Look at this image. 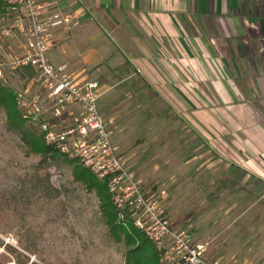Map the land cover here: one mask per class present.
I'll use <instances>...</instances> for the list:
<instances>
[{"label": "crops", "instance_id": "crops-1", "mask_svg": "<svg viewBox=\"0 0 264 264\" xmlns=\"http://www.w3.org/2000/svg\"><path fill=\"white\" fill-rule=\"evenodd\" d=\"M38 1L75 15L71 30L56 31L48 57L67 62L79 82L97 81L99 111L119 113L103 98L115 87L121 96L139 97L137 110L164 98L184 121L171 149L186 159L170 165L171 178L184 188L195 173L211 174V190L200 176L196 186L218 206L206 211L202 228L203 222L175 219L170 204L174 226L186 229L208 258H228L227 264L264 258V0ZM33 73L24 68V87ZM145 107L142 115L158 118L154 107ZM76 109L68 106L54 118L60 126L72 123ZM176 166L182 169L177 179ZM149 189L157 192L155 184ZM236 231L260 232L261 239Z\"/></svg>", "mask_w": 264, "mask_h": 264}, {"label": "rangeland", "instance_id": "rangeland-1", "mask_svg": "<svg viewBox=\"0 0 264 264\" xmlns=\"http://www.w3.org/2000/svg\"><path fill=\"white\" fill-rule=\"evenodd\" d=\"M114 78L116 76L110 77L109 81ZM9 82L5 83L13 90L24 84L19 76H10ZM117 92L119 98L116 100ZM103 98L111 108H119L116 109L119 113L109 114L101 107L100 113L105 114L103 117L110 124L117 153L135 177L138 175L136 179L142 187L154 192L149 188L155 184V193L165 207L173 205L170 212L175 219L185 225L191 221L193 226L203 222L202 228H205V220L209 218L206 211L218 206L215 198L204 195L206 187L211 190L212 175L195 173L193 182L184 188L171 178L170 165L186 159L185 153L175 145L173 149L177 150L171 149L175 139L179 142L183 136L181 125L184 121L174 118L179 114L167 109L164 98L142 103L137 110L133 102L136 103L139 97L135 94L133 97L121 96L119 88L115 87ZM145 104L155 108L158 118L149 119L142 115L146 111ZM176 110L180 112L179 108ZM40 159L39 155L26 151L24 143L7 127L5 116L0 112V264H28L31 261L43 264H124V242L115 241L104 223L96 193L86 191L73 179L74 165L63 157L57 160L47 158L45 162ZM174 170L177 179L182 169L176 166ZM199 176L201 182H205V186L202 185L205 190L196 186ZM47 179L56 191L44 190ZM227 201L221 200L220 204L226 206ZM203 231L207 233V229ZM233 233L249 237L254 242L261 239L260 232L252 233V236L246 231ZM230 234L229 240L232 239ZM219 259L227 261L228 258ZM233 260L264 264V258Z\"/></svg>", "mask_w": 264, "mask_h": 264}, {"label": "built area", "instance_id": "built-area-1", "mask_svg": "<svg viewBox=\"0 0 264 264\" xmlns=\"http://www.w3.org/2000/svg\"><path fill=\"white\" fill-rule=\"evenodd\" d=\"M3 2L0 79L8 83L10 76H19L24 82V68L34 72L26 87L20 84L14 90L22 117L38 127L47 144L106 180L119 218L124 225L129 220L153 243L158 264H227L208 258L201 245L192 244L188 231L174 226L158 195L146 191L126 166L113 145L110 124L98 109L97 81L79 82L67 62L49 59L56 31L71 30L77 24L75 15L38 0ZM68 106H76L75 119L60 126L55 118Z\"/></svg>", "mask_w": 264, "mask_h": 264}, {"label": "trees", "instance_id": "trees-1", "mask_svg": "<svg viewBox=\"0 0 264 264\" xmlns=\"http://www.w3.org/2000/svg\"><path fill=\"white\" fill-rule=\"evenodd\" d=\"M5 3L0 0V12L3 11ZM0 112L5 116L7 127L15 132L24 143L26 151L41 157L45 162L47 158L57 160L63 157L69 164L74 165L72 176L88 192H95L99 199V210L104 223L112 232L115 241H123L126 249L124 251V264H158V258L153 243L129 220L124 225L119 218L117 209L114 207L107 188L106 180L96 178L87 168L76 160L66 158L57 148L44 141L43 133L37 130V126L22 117L17 106L15 92L3 79H0ZM46 191H56L45 181ZM21 264V263H20ZM26 264V263H23ZM28 264H43L31 261Z\"/></svg>", "mask_w": 264, "mask_h": 264}]
</instances>
